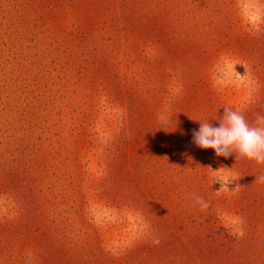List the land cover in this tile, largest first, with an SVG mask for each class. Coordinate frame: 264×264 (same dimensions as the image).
<instances>
[{
  "label": "rangeland",
  "instance_id": "obj_1",
  "mask_svg": "<svg viewBox=\"0 0 264 264\" xmlns=\"http://www.w3.org/2000/svg\"><path fill=\"white\" fill-rule=\"evenodd\" d=\"M225 107L264 0H0V264H264V164L192 143Z\"/></svg>",
  "mask_w": 264,
  "mask_h": 264
},
{
  "label": "clouds",
  "instance_id": "obj_2",
  "mask_svg": "<svg viewBox=\"0 0 264 264\" xmlns=\"http://www.w3.org/2000/svg\"><path fill=\"white\" fill-rule=\"evenodd\" d=\"M192 143L201 149L214 150L217 157L229 158L235 153L237 159L244 157L264 164V115H257L253 124H249L242 111L225 107L218 127L200 122L199 129L192 130ZM254 183H264V176L256 177ZM195 200L202 209L208 207L202 197Z\"/></svg>",
  "mask_w": 264,
  "mask_h": 264
}]
</instances>
